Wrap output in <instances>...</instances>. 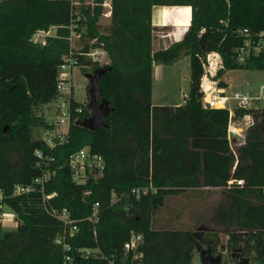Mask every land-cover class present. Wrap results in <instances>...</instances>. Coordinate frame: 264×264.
<instances>
[{
    "label": "trees",
    "instance_id": "16d2710c",
    "mask_svg": "<svg viewBox=\"0 0 264 264\" xmlns=\"http://www.w3.org/2000/svg\"><path fill=\"white\" fill-rule=\"evenodd\" d=\"M104 1L0 0V224L4 205L17 222L15 229L0 228V264H61L64 251L55 243L60 236L76 255L75 264H131V254L124 255L122 248L132 232L142 235L141 264H194L192 230L151 224L167 195L201 188L221 192L206 220L211 229L204 231L202 246L216 255L224 232L225 264L232 262V249L251 264H264V108H233V116L251 120L243 143L233 149L229 110L204 105L201 87L210 52L218 53L222 64L214 80L231 69H264L263 55L244 64L235 60L239 31L263 27L264 0H110V22L102 26ZM156 5L190 6L191 18L179 41L152 50ZM71 24L81 32L82 51H106L105 64L79 54L75 58L85 75L111 67L99 82L111 110L101 127L72 124L66 140L50 147L33 131L49 126L37 110L57 96V69L69 52ZM52 26L56 32L44 44L31 40L37 30ZM182 56L188 57L190 79L184 102L153 105V64L171 65ZM88 99L87 92L86 100L75 102L83 108L81 119L90 116ZM83 147L102 156L104 169L79 183L68 159ZM36 150L49 166L37 165ZM42 171L50 175L42 190L35 185L29 192H14ZM146 186L152 188L138 198L130 193ZM95 203L93 223L88 216ZM63 208L77 225L72 234L56 217ZM74 248L94 251L80 256Z\"/></svg>",
    "mask_w": 264,
    "mask_h": 264
},
{
    "label": "built area",
    "instance_id": "2783aa9c",
    "mask_svg": "<svg viewBox=\"0 0 264 264\" xmlns=\"http://www.w3.org/2000/svg\"><path fill=\"white\" fill-rule=\"evenodd\" d=\"M87 2L93 3V0ZM102 5H108L107 0L104 1ZM109 7V12L111 13V5ZM109 12L107 11V13H103L110 15ZM50 29H55L56 32L57 27L52 26L48 30H37L32 35L31 40L33 42L44 44L46 42V37L52 35L50 34ZM69 30L70 32L67 37L69 41V52L63 57V61L59 64L57 69V96L54 100L47 103L45 105L46 107L43 109V115L45 117L47 115L48 117L46 123L49 126L45 128V134L41 138H43L50 147H54L55 145L64 142L68 136L70 125L82 120L80 117L82 115L83 108L80 105H75V102L77 101L82 102L76 98L73 84L72 71L76 66H78L75 55L79 54L80 56L88 57L91 61H96L99 64H105L108 62H102L103 57H107L106 51L102 47H90L87 51H82L81 46L78 45V41L81 38V32L74 29V25L72 24L69 25ZM239 35L242 37V42L235 49V60L238 64H244L253 57H259L260 55L264 56V24L262 29L257 32H252L248 28L241 29L239 31ZM95 41L96 39H92L89 41V43H94ZM221 67L222 64L219 54L216 52H210L206 56L204 75L202 79L205 78V81L211 84L210 87H212L213 91L207 92L202 89L204 93L202 102L204 105L213 108H226L229 110L231 117L234 107L230 105V101H234L237 105L236 107L245 108L249 107L252 100H258L262 98L261 96L263 94L251 96L249 94L243 93L240 90H236L231 95H228L226 94L225 88L216 87V82L219 79L214 80L213 77ZM262 88H264V85ZM248 123H251L250 118ZM35 155L38 158V166L41 165V162L49 166V162L43 160V155L40 150H36ZM48 160L52 159L50 158ZM68 166L73 173L74 180L80 183L85 181L90 176H101L104 169V161L101 155L93 153L88 148L83 147L69 156ZM49 176L50 175L48 171H42L40 176L33 179L32 183L27 185H16L14 192L18 194L29 192L35 188V185H39L42 190L43 184L49 178ZM234 181L238 182L239 184L243 183L242 180H231L230 183ZM151 188L152 186L133 187L130 189V193L135 196V198H138L141 194L146 193ZM261 190L264 193V186H262ZM53 195H55V193L45 195L44 198L47 199ZM97 206L98 203H95L91 214L88 216V219L93 223L96 222L98 218ZM55 214L58 220L63 223L65 231H69V234H72L78 230L75 222L70 219L69 212L66 208H63L59 212H55ZM141 242L142 235L132 232L128 240L123 244L122 250L124 255L131 254V264H141L139 261L141 253L138 251V247ZM55 243L60 245L64 251L61 264H75L76 255L69 253L71 246L65 241V238L63 236L57 237L55 239ZM74 249L80 256H88L90 253H92V251H94L87 248Z\"/></svg>",
    "mask_w": 264,
    "mask_h": 264
},
{
    "label": "rangeland",
    "instance_id": "374dc122",
    "mask_svg": "<svg viewBox=\"0 0 264 264\" xmlns=\"http://www.w3.org/2000/svg\"><path fill=\"white\" fill-rule=\"evenodd\" d=\"M91 1V0H86ZM108 2V0H107ZM103 12L107 13V5L103 6ZM157 11L154 12L153 21L157 18ZM100 18L102 26L107 25L108 20L106 14ZM55 29H50V34H54ZM108 61L106 56L103 57L102 62ZM188 57L182 56L180 59L171 65H164L162 72L163 77H159L157 73L153 72V100L159 97H168L171 103L181 102L183 99V92H187L188 88ZM224 80L229 84L225 88L226 94L231 95L234 91L240 90L243 93L251 96L264 95L262 87L264 85V69H231L224 73ZM73 84L75 89V96L79 101L87 99V86L89 80L83 74L78 66L72 71ZM258 100H252L249 107L264 108V96ZM232 107H236L234 101H230ZM45 105L38 109V115H43ZM43 120L46 122L48 117L43 115ZM244 126V136L247 127L251 124L249 117L246 116L241 121ZM34 136L43 137L45 129L42 126H37L34 131ZM236 148V147H233ZM221 196L220 189L205 188V189H188L180 194H171L165 197L164 205L154 214L152 218V228H173V229H190L193 231L202 227V231L211 229L206 222L212 213L213 207ZM204 218V220H203ZM16 221L14 213L7 207L3 206V216L1 219V230H12L16 228ZM221 243L218 251L222 250L223 263H226V239L224 232H220ZM194 264H202L200 254L196 250L193 256ZM230 264V263H229ZM232 264V262H231Z\"/></svg>",
    "mask_w": 264,
    "mask_h": 264
},
{
    "label": "crops",
    "instance_id": "0c3cea01",
    "mask_svg": "<svg viewBox=\"0 0 264 264\" xmlns=\"http://www.w3.org/2000/svg\"><path fill=\"white\" fill-rule=\"evenodd\" d=\"M107 11H110V0H108ZM157 11L155 19L156 22L153 21L154 12ZM110 13V12H109ZM108 23L110 22V15H106ZM191 18V8L190 6H159L156 5L152 9V50H158L161 48H166L172 42L179 41L184 33L187 31ZM105 26V25H104ZM108 59V57H106ZM164 65L154 63L152 67V95L151 101L153 105H167V106H177L184 102V97L187 92H183V99L181 102L171 103L168 97H159L157 100H153V83H154V75L158 74L159 77H163ZM189 69V62H188ZM189 72V71H188ZM224 75H222V80H224ZM204 80V81H203ZM188 88L190 85V79L188 74ZM225 81V80H224ZM211 84L205 81V78L202 79V89L207 92L213 91ZM229 86V84H228ZM243 120L242 117H235L233 113L231 115V119L228 124L227 134L228 140L230 142L231 147H237L244 141V126L241 122ZM235 149V148H233ZM205 189V188H201ZM218 189V188H215Z\"/></svg>",
    "mask_w": 264,
    "mask_h": 264
},
{
    "label": "water",
    "instance_id": "95a60500",
    "mask_svg": "<svg viewBox=\"0 0 264 264\" xmlns=\"http://www.w3.org/2000/svg\"><path fill=\"white\" fill-rule=\"evenodd\" d=\"M111 67L100 66L96 68L92 73H87L86 77L89 80L88 92V108L90 111V116L77 121L75 124L84 127L86 129H95L103 125V118L108 115L111 108L109 101L101 96V89L99 82L102 80L104 72ZM216 87L226 88L228 83L222 79L216 82ZM264 91V88H263ZM242 237H245L244 232H240ZM204 231L202 227L198 230L192 232V236L195 238V248L200 254V259L202 264H221L222 253L219 252L216 255H212L209 249H206L200 243L203 238ZM232 264H251L249 259L240 256L237 251L231 253Z\"/></svg>",
    "mask_w": 264,
    "mask_h": 264
},
{
    "label": "flooded vegetation",
    "instance_id": "af4514ba",
    "mask_svg": "<svg viewBox=\"0 0 264 264\" xmlns=\"http://www.w3.org/2000/svg\"><path fill=\"white\" fill-rule=\"evenodd\" d=\"M204 236V235H203ZM219 252H221L222 253V250H220V251H218L217 253H219ZM233 252V249L231 250V252H230V256H231V253ZM221 264H225V263H223V257H222V261H221Z\"/></svg>",
    "mask_w": 264,
    "mask_h": 264
}]
</instances>
